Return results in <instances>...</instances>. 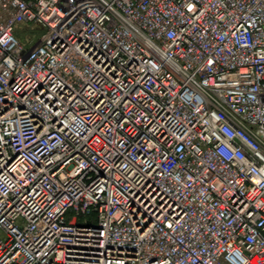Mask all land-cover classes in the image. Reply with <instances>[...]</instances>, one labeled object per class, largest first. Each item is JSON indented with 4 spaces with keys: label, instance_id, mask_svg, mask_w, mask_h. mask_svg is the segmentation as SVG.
I'll use <instances>...</instances> for the list:
<instances>
[{
    "label": "built area",
    "instance_id": "1",
    "mask_svg": "<svg viewBox=\"0 0 264 264\" xmlns=\"http://www.w3.org/2000/svg\"><path fill=\"white\" fill-rule=\"evenodd\" d=\"M0 264H264V0H0Z\"/></svg>",
    "mask_w": 264,
    "mask_h": 264
},
{
    "label": "rangeland",
    "instance_id": "2",
    "mask_svg": "<svg viewBox=\"0 0 264 264\" xmlns=\"http://www.w3.org/2000/svg\"><path fill=\"white\" fill-rule=\"evenodd\" d=\"M23 27L25 26V25H22ZM23 31V30H22ZM25 31V30H24ZM35 32H36V30H34ZM31 32V31H30ZM31 33H33V32H31ZM22 35H24V36H26V33L25 32H23V34ZM23 41H25L24 39H23Z\"/></svg>",
    "mask_w": 264,
    "mask_h": 264
}]
</instances>
